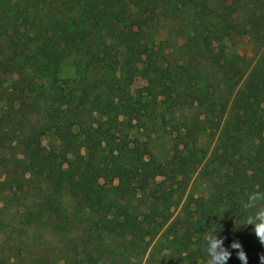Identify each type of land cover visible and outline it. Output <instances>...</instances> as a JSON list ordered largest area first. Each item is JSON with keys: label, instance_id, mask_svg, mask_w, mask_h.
Here are the masks:
<instances>
[{"label": "trees", "instance_id": "1", "mask_svg": "<svg viewBox=\"0 0 264 264\" xmlns=\"http://www.w3.org/2000/svg\"><path fill=\"white\" fill-rule=\"evenodd\" d=\"M253 191L264 0H0V264H207L218 231L260 264Z\"/></svg>", "mask_w": 264, "mask_h": 264}, {"label": "clouds", "instance_id": "2", "mask_svg": "<svg viewBox=\"0 0 264 264\" xmlns=\"http://www.w3.org/2000/svg\"><path fill=\"white\" fill-rule=\"evenodd\" d=\"M242 208L249 214L244 218V223L240 227L252 226V232L259 243L264 246V191L248 193L247 199L242 203ZM218 233L219 231L208 235L203 241L207 264H227L232 255L229 248L235 250L236 257L241 264H248L247 255L240 241L233 240L228 247H225V237L219 236ZM260 264H264V255L260 256Z\"/></svg>", "mask_w": 264, "mask_h": 264}, {"label": "rangeland", "instance_id": "3", "mask_svg": "<svg viewBox=\"0 0 264 264\" xmlns=\"http://www.w3.org/2000/svg\"><path fill=\"white\" fill-rule=\"evenodd\" d=\"M175 25L173 22L170 21H164L160 24V26L157 27L159 34L164 38L167 34V32H173L175 30ZM157 32V33H158ZM156 33V31H155ZM261 48L257 44H255L252 40H249L248 38L242 37V38H231L228 41V44L226 46L227 55H233L238 54L240 57H243L248 67H252L255 62L258 59V56L261 52ZM67 69V67L65 68ZM140 81H136L134 84V87L137 88L141 86ZM192 196L197 204H202L204 197H203V186L201 184H194L192 186ZM50 207L46 210V212L49 214L47 217L49 219H53V215L56 214L58 208L56 204L49 205Z\"/></svg>", "mask_w": 264, "mask_h": 264}]
</instances>
